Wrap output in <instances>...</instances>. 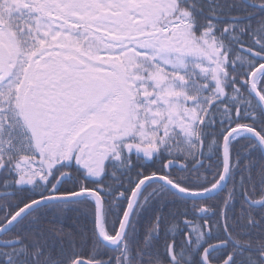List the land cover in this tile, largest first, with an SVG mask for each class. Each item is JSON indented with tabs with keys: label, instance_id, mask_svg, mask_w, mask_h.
Segmentation results:
<instances>
[{
	"label": "snow or ice",
	"instance_id": "1",
	"mask_svg": "<svg viewBox=\"0 0 264 264\" xmlns=\"http://www.w3.org/2000/svg\"><path fill=\"white\" fill-rule=\"evenodd\" d=\"M0 264H264V0H0Z\"/></svg>",
	"mask_w": 264,
	"mask_h": 264
}]
</instances>
